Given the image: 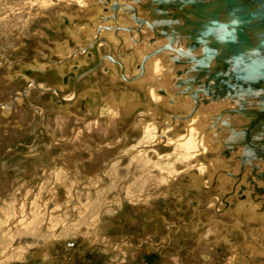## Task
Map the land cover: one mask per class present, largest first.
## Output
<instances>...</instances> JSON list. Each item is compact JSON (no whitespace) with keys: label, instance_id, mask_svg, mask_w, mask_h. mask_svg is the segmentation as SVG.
I'll use <instances>...</instances> for the list:
<instances>
[{"label":"rangeland","instance_id":"374dc122","mask_svg":"<svg viewBox=\"0 0 264 264\" xmlns=\"http://www.w3.org/2000/svg\"><path fill=\"white\" fill-rule=\"evenodd\" d=\"M92 9L83 0H0V59L24 62L0 64V264H264L261 167L235 194L215 176L230 146L191 133L189 116L172 122L186 103L118 78L120 65L105 70L104 43L63 68L46 65L91 38L83 24L93 23ZM29 80L80 96L32 88L30 107L20 105Z\"/></svg>","mask_w":264,"mask_h":264},{"label":"bare ground","instance_id":"6f19581e","mask_svg":"<svg viewBox=\"0 0 264 264\" xmlns=\"http://www.w3.org/2000/svg\"><path fill=\"white\" fill-rule=\"evenodd\" d=\"M152 1L100 0V4L104 6L103 11L114 17L115 21H108L114 29L123 34L126 39H122L124 43L139 52L138 72L126 76L137 81L144 80L142 82L148 86L152 83L149 89H153L155 97L171 106H176L180 102L186 103L187 114L177 117V120L189 116L190 118L185 120L188 125L192 123L191 133L195 131L204 133L211 144L216 145L218 149L227 143L230 146L229 154L225 159L219 158L221 161L219 170L223 169L225 172L232 170L231 179L235 178L240 183L245 180L247 173L255 170V167H261L258 172L264 171V120L259 121L258 118V123L252 128L249 127L251 118L253 119L258 113L263 114L264 118V113L258 108L260 99L264 97V87L251 94L240 91L238 94H232L236 88L230 84L231 92L229 91L227 95H215L209 85H217L218 80L216 78L208 82L206 80L212 72L217 71L214 69L216 61L212 57L205 58L206 67L196 68L197 62L194 61V56L201 55L202 48L188 50L189 39L183 32L177 31V28L184 24L183 19L179 17L177 20H172L177 10L169 5L163 11L158 10ZM165 4H171V0H166ZM114 5L115 7H112ZM165 24L169 25L166 28L169 34L167 37L162 33ZM155 67L160 69L159 72L156 71L157 75L154 74ZM224 73L223 75L227 74ZM226 80L232 83V79ZM161 90L162 93L158 95L157 92ZM256 108L259 111H253ZM205 111L209 114L204 115ZM260 177L264 179L262 174ZM251 181L252 187L256 188L257 181L254 178H251ZM241 184L245 189L249 188L244 185V181ZM248 192L250 196L253 193V191ZM249 203L244 202L254 212H257L261 206L257 203L250 207Z\"/></svg>","mask_w":264,"mask_h":264},{"label":"water","instance_id":"95a60500","mask_svg":"<svg viewBox=\"0 0 264 264\" xmlns=\"http://www.w3.org/2000/svg\"><path fill=\"white\" fill-rule=\"evenodd\" d=\"M165 1L152 2L161 11L168 5L177 10L171 19H183L184 24L177 31L189 39L188 50L202 48L201 55L194 56L196 68L206 67L205 58L212 57L216 61L214 69L217 71L206 80H218L219 84L209 85L215 95H227L232 84L236 88L232 94L239 91L251 94L264 87V0H171V4ZM100 20L115 21L112 16ZM167 26L164 25L162 32L164 37L169 36ZM227 78L232 79V83H228ZM260 100L258 108L264 113V97ZM258 108L253 111H259ZM262 116L258 113L251 118L249 127L258 123V118L263 121Z\"/></svg>","mask_w":264,"mask_h":264},{"label":"flooded vegetation","instance_id":"af4514ba","mask_svg":"<svg viewBox=\"0 0 264 264\" xmlns=\"http://www.w3.org/2000/svg\"><path fill=\"white\" fill-rule=\"evenodd\" d=\"M83 1L86 2V5H90L91 8L93 7V9H92L93 13L91 15V20H92L93 23L92 24L91 23L90 24L89 23L88 24H83V25L86 26V28L89 29L88 32H89V34H91V38L88 39V41L86 43H84V44L80 43V45H81L80 47L82 49H84L83 50L84 56L89 54V52L91 50V49H89L90 46H91V45L89 46V44L92 42V40L95 42V46H98L99 44L104 43L105 46L107 47V50H108L107 54H104V53H103L104 55L100 54L101 60L103 59L104 62H105V64L103 65L104 69L107 70V71H111V73L112 72L114 73L115 70H116V67L118 65H120L121 66V70L118 72V78H120V79L123 78L125 81H129V82L140 83L145 88L148 87V85H146V83L142 82L140 79L137 81V80H134V79L129 78V77L126 76V75H129V74L135 75L138 72L139 56L136 54V52H134V50H135L134 48H132L130 45L127 46V44L124 43L123 40H126L125 37H123V34L121 32H119L118 30L113 28V25H111L110 21H108V20L101 21L100 20L101 17L104 18V17H108L109 16L108 12L103 11L104 6L102 4H100V0H83ZM74 22H75V18L72 19V23H74ZM78 24L79 23H77V29L79 28V26H81V25H78ZM75 34H77V32H75ZM104 36H106L109 39L107 41H102V38ZM125 48L129 49V51L128 52L123 51ZM75 52L76 51H73V53L72 52L70 53V52H66V50H65L63 54H59L58 55L60 57V60H63L62 63H57L58 61L50 60L49 64H46V65L48 67H55L57 69L63 68V66L65 65L66 62H69V61H71L74 58H79V57H74V53ZM79 53H77V55ZM136 57L138 58V62H137V65H136V69L137 70H136V72H132V69H131L132 66L131 65H132L133 61L136 59ZM6 60H7L6 57H3L2 60L0 59V64L3 67V66H5V64L8 65V63H6L8 61L10 63L9 64L10 67H5L7 69L15 68L18 65H21L22 63H24V62H22L20 60H15V59L13 60L11 57L8 58L7 61ZM101 60H100V63H101ZM15 61H16V64L14 66H12L13 63H15ZM45 66L37 67L36 70L43 71ZM124 71H126V73ZM94 72H95V70L92 73H94ZM92 73H90V74H92ZM151 85H152V83H151ZM151 85H149L150 88H151ZM32 88H38V89L42 90V92H46L50 88H53V87H44V86L38 84L37 82H35L34 80H32V81L29 80V83L23 89L24 92L20 91L18 93V98L19 99L16 100L18 104L22 105L24 103V104H26L28 106V104H27L28 101L27 100L29 98L30 91H32ZM53 91L55 93L58 92L55 88H53ZM58 95H59V97L61 96L62 100L70 102L71 100L77 99L80 96V93H79L78 89H75L73 94H71L69 96H64V95H61V94H58ZM12 103L13 104L3 103V104H1V107L2 108L3 107H10L11 108L12 105H15V101H13ZM28 107H30V106H28ZM41 107L43 109H45L43 106H41ZM4 109H6V108H4ZM179 116H182V115H174V116H172L173 118H175L172 122H176L177 117H179ZM162 126L163 125L157 127V129H160L159 130L160 133L162 132V130H161ZM232 174H233L232 170H228V172H225L222 169V170H218V171L215 172V176L217 177V179L218 178H222V179H225V180L229 181L231 183V185L234 187V193L237 194V191H238V189H241L240 187L242 186V184L239 183V181L237 179H235V178L231 179L230 176ZM236 188H237V190H236ZM244 189L245 188H243L241 190L243 191ZM244 193L246 194V197H248V199L246 201L249 203V200L251 201L250 193L248 191H244ZM261 217L264 218V215L262 214Z\"/></svg>","mask_w":264,"mask_h":264}]
</instances>
